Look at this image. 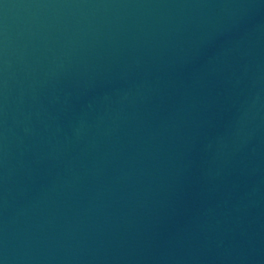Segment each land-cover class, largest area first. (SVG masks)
Returning a JSON list of instances; mask_svg holds the SVG:
<instances>
[{"label":"water","instance_id":"95a60500","mask_svg":"<svg viewBox=\"0 0 264 264\" xmlns=\"http://www.w3.org/2000/svg\"><path fill=\"white\" fill-rule=\"evenodd\" d=\"M0 264H264V0H0Z\"/></svg>","mask_w":264,"mask_h":264}]
</instances>
